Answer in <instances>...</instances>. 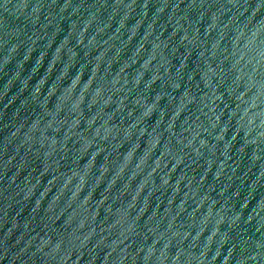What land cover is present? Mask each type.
Listing matches in <instances>:
<instances>
[{
	"label": "water",
	"instance_id": "95a60500",
	"mask_svg": "<svg viewBox=\"0 0 264 264\" xmlns=\"http://www.w3.org/2000/svg\"><path fill=\"white\" fill-rule=\"evenodd\" d=\"M0 264H264V0H0Z\"/></svg>",
	"mask_w": 264,
	"mask_h": 264
}]
</instances>
